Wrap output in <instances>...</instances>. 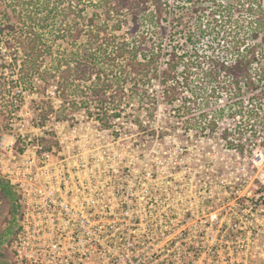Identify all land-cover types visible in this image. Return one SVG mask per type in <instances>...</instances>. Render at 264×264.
I'll list each match as a JSON object with an SVG mask.
<instances>
[{
	"label": "built area",
	"instance_id": "2783aa9c",
	"mask_svg": "<svg viewBox=\"0 0 264 264\" xmlns=\"http://www.w3.org/2000/svg\"><path fill=\"white\" fill-rule=\"evenodd\" d=\"M174 2L186 0L168 2L169 12ZM195 45L196 51L208 49L202 39ZM161 79L159 74L155 81L165 100ZM182 90L172 105L194 98L186 86ZM124 97L89 106L91 114L79 115L87 119L79 122L75 112L77 122H55L51 115L48 123L38 109L35 123L26 119L25 129L0 136V177L16 192L21 214L9 243L12 264H264V175L244 165L242 174H226L228 162L220 170L207 162L211 173L182 176L173 172L183 166L187 148L180 143L179 161L167 172V128L150 125L147 98H127L140 109L125 112ZM156 110L164 116L159 104ZM226 120L232 125L221 128ZM217 124L214 131L204 123L183 131L200 137L221 130L219 140L235 154L236 165H264L262 133L251 137L239 115Z\"/></svg>",
	"mask_w": 264,
	"mask_h": 264
},
{
	"label": "trees",
	"instance_id": "16d2710c",
	"mask_svg": "<svg viewBox=\"0 0 264 264\" xmlns=\"http://www.w3.org/2000/svg\"><path fill=\"white\" fill-rule=\"evenodd\" d=\"M83 1L5 2L17 22H0V33L15 31L20 25L19 39L6 44L7 49L17 50L24 57L18 68L19 83L26 86L34 77L46 87L53 82L54 93L71 110L87 103L88 96H100V106L108 97L121 100L128 79L158 76L159 44L170 33L172 22L173 26H185L183 35L189 44H185L180 55L171 52L167 67L160 73L164 96L172 104L182 95L184 86L194 96L189 104L185 100L177 109L179 118L191 128L204 123L214 131L219 119L239 115L241 123L250 127L251 137L256 132L264 135L261 0H186L174 2L171 12L166 8L169 0H97L93 5L96 9L86 16L80 7ZM197 13L201 17L195 20L192 16ZM168 15H173V19L167 21ZM123 27L126 29L121 33ZM201 39L208 44L203 52L195 49ZM1 51L2 48L0 54ZM170 80L174 82L168 85ZM112 85L116 89L108 92ZM137 85L133 82L127 94L142 100ZM219 99L225 100L224 106H217ZM53 112L57 119L65 117L64 112ZM49 113L41 110V119L44 121ZM227 135L225 131L224 136ZM229 143L232 145L233 141ZM0 199L3 211L8 213L6 226L0 231V248L4 249L0 264H12V253L7 247L18 229L21 214L16 192L2 177Z\"/></svg>",
	"mask_w": 264,
	"mask_h": 264
},
{
	"label": "rangeland",
	"instance_id": "374dc122",
	"mask_svg": "<svg viewBox=\"0 0 264 264\" xmlns=\"http://www.w3.org/2000/svg\"><path fill=\"white\" fill-rule=\"evenodd\" d=\"M10 0H2L0 3V22H8V23H16V15L12 14L10 11V8L6 6L5 2H9ZM58 1V0H56ZM68 1V0H64ZM97 0H85L84 5L81 4L80 7L84 8L85 16L88 14L90 15L96 8L93 6L94 3ZM177 0H169V2H173ZM195 1V0H192ZM262 4H264V0H261ZM168 2V1H167ZM76 2H74L75 4ZM92 4V5H91ZM6 6V7H5ZM168 8V7H167ZM83 13V14H84ZM193 17V16H192ZM124 19H127V16H125ZM173 19V15L171 17V20ZM20 25L17 26L15 31L7 32V30H4L6 34L0 33V48H2L1 54H0V136L3 133H11L8 129H13L18 132V129H25L28 125L25 124V120L27 119L29 122L33 121L35 123V116L39 115L38 109L45 110L46 112H51L46 116L45 121H48V123L51 122V118H49L51 115L55 116V113L53 110H57L58 113H63L64 108L66 109L65 117L62 119H57L55 117L56 121H65L68 120L77 122L76 119H74L72 113L77 112V120L86 121V118L80 119L81 117L79 115H85L91 114L88 111L89 106L94 107H100L99 98L88 96L86 100L88 99V102L83 104L81 106V113H78L79 107L76 109H68L66 107V102H62V99L57 96L56 93H54V90L56 88L55 84L53 82H50V84L47 85V87L43 84V82H39L36 77L32 79V81L26 86L25 83H19L18 82V68L21 64L22 57L21 53L17 50L16 52L13 51V49H7L6 44L8 41L13 44V40H18L20 37ZM185 26H173V23H170L169 35H172L170 37H164L163 41L159 44L161 45V49L158 55V76L161 73L163 68H165V64L167 61V58L169 57V52H171L172 49H181L185 48V40L184 35H181L182 32H184ZM5 29V28H4ZM126 27H123L121 29V33H123V30H125ZM15 38V39H14ZM66 48V45H63ZM18 47V45L16 46ZM6 48V50H5ZM63 48V47H62ZM157 77H147V79L141 80L137 79V77L132 81L131 79H128L127 83H124V95H128L129 97H124V103L122 102V105L120 106L121 110L127 112L129 111L130 103L133 100V96L131 97L129 94H127L128 90L131 87V84L133 82L137 83V88L142 92L141 98L144 97L147 98V101L149 103V121L150 125L157 124L160 122V125L163 126L165 129L166 134V157H167V172H170L168 170H172V167L174 166V162L177 160L179 161V156H181L180 152L181 149L176 148L177 144L180 146H184L187 148L186 150H183L182 152V167H177L173 170V172H179L177 174H181L182 176H200L197 175L203 174V173H211L208 167L206 166V163L209 162L212 163V166H214V170H220L221 164H224L226 162L227 165H229V169H225L226 174H242L244 170L242 169L243 165L245 167L246 171H249L252 174L257 175H264V165H261L259 167L253 168L251 167L250 163L246 164L247 162L240 164L239 166L237 164V159L235 154L232 151L226 150L225 145L223 144L224 141H220V131L218 130L217 134H205L202 133V136H198L197 134L193 135L192 137H189L186 135V132H184V129H187L189 124H184V122L179 118L178 110L180 109V106L183 105L182 102L179 105H172L170 102L166 101L161 97L162 96V85L158 84ZM40 80V79H39ZM115 85H112V89H109L108 92H112V90L116 89ZM89 92V91H88ZM110 94V93H106ZM105 94V95H106ZM122 96V97H123ZM121 97V98H122ZM127 98H130L129 102L126 103L128 100ZM155 99V100H154ZM145 101V102H147ZM159 101V102H158ZM165 101V102H164ZM185 101V100H184ZM139 105H141V102L138 101ZM104 103V102H103ZM137 104V105H138ZM159 104L162 107V110L160 113L162 114L164 112V116L160 115L158 117V113L156 110V106ZM139 111L140 106L138 107H132L131 110ZM264 108V106L262 107ZM85 109V110H83ZM38 111V113H37ZM12 112L14 114H12ZM85 112V114H84ZM128 120V119H127ZM138 120V119H137ZM182 122L183 124H181ZM228 123H231L232 121L226 120L224 124L221 126V128L227 127ZM52 132V131H51ZM53 133V132H52ZM152 133V131H151ZM209 138H205L208 137ZM187 140V141H186ZM187 144L185 145V143ZM215 149L214 152L212 150ZM179 151V154H178ZM178 155V157H177ZM214 163V164H213ZM205 164V165H204ZM196 166V167H195ZM208 170V171H207ZM199 171V172H198ZM214 173V172H213ZM217 174V173H214ZM7 214L5 211H3V204L0 199V231H2L6 226V220H7ZM9 216V215H8ZM8 245V244H7ZM5 248V245H3ZM8 248V249H7ZM6 249L10 251L9 245ZM4 250L3 247L0 248V252ZM2 259V257H1Z\"/></svg>",
	"mask_w": 264,
	"mask_h": 264
}]
</instances>
